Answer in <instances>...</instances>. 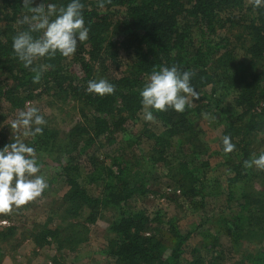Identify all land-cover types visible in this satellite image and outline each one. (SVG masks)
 Instances as JSON below:
<instances>
[{
  "label": "trees",
  "instance_id": "trees-1",
  "mask_svg": "<svg viewBox=\"0 0 264 264\" xmlns=\"http://www.w3.org/2000/svg\"><path fill=\"white\" fill-rule=\"evenodd\" d=\"M41 2L59 7L69 0H33V6ZM81 2L88 39L70 58L57 53L35 61L34 67H49L34 83L12 48L31 13L23 0H0V147L19 136L34 147L40 165L56 167L55 173L40 167L48 185L43 194L62 183L57 205L20 234L14 223L0 226V243L27 236L54 248L56 263L60 253L87 245L91 227L104 220L98 253L107 264H264V170L244 166L264 152V8L253 9L248 0H104L103 8L98 0ZM173 65L193 73L199 99L182 113L169 108L144 120L141 88L152 71ZM98 79L112 83L114 92H87V82ZM59 99L74 113L64 131L45 112ZM33 101L30 107L46 121L42 134L12 133L11 121ZM214 112L223 125L218 152L224 161L214 170L212 191L200 121ZM226 135L235 145L227 154ZM161 182L191 213L223 198L214 212H204L207 233L182 231L175 214L136 205ZM40 198L0 220L25 222Z\"/></svg>",
  "mask_w": 264,
  "mask_h": 264
},
{
  "label": "clouds",
  "instance_id": "clouds-1",
  "mask_svg": "<svg viewBox=\"0 0 264 264\" xmlns=\"http://www.w3.org/2000/svg\"><path fill=\"white\" fill-rule=\"evenodd\" d=\"M248 3L253 9L264 8V0H248ZM23 5L31 13L21 21L28 24V30L12 38V48L23 67L30 68L34 73L32 79L37 83L49 65L34 67L35 61L54 57L57 53L70 58L78 42L88 39L89 28L85 26L82 11L85 5L81 0H69L59 7L56 3L45 5L44 2L33 6V0H23ZM98 6L103 8L104 0H98ZM33 33L39 35L34 36ZM192 76L191 71H180L175 65L161 66L152 71L139 93L144 120L153 121L154 111H166L169 108L182 113L186 105L199 99L198 91L190 83ZM114 90L115 86L105 79L87 82L86 91L99 96L112 94ZM45 123L39 108L26 107L11 121L10 129L12 133L18 132L23 137H35L42 134L41 126ZM222 144L225 154L235 148L227 135L223 137ZM244 166L264 170V152L245 160ZM40 167L34 147L24 143L19 136L14 142L0 147V215L41 197L48 185L44 177L38 175Z\"/></svg>",
  "mask_w": 264,
  "mask_h": 264
},
{
  "label": "rangeland",
  "instance_id": "rangeland-1",
  "mask_svg": "<svg viewBox=\"0 0 264 264\" xmlns=\"http://www.w3.org/2000/svg\"><path fill=\"white\" fill-rule=\"evenodd\" d=\"M189 99L191 101V98ZM37 100H39V98H37ZM36 103L37 101L30 102V104H27L26 107H30ZM60 105V99L57 101L54 100L52 102V106L45 107V112L46 115L50 114L57 117L55 121L56 126L60 129V131H64L67 125V118H71L74 113L70 109L71 105H64L63 108H61ZM5 121H9V119L7 118ZM148 125L156 129L158 127L156 123L152 122ZM200 127L203 132V139L206 142L204 147H206V151L208 150L210 156L209 165L212 168V171H209L206 176V180L209 181H206V187L207 189L215 191V188L211 187L214 186V184H212L213 176H215L214 170L220 167L221 163L224 161L222 154L218 152L223 125L222 122L218 120L217 114L214 112L207 116L204 115L200 121ZM41 166L47 173H55L56 171V167L52 164H45ZM255 184L256 186H259L258 183ZM151 187L152 190H155L154 193H151L145 198L138 199L136 201L137 206H141L147 212H151L152 214L158 210H161V212L163 211L165 215L175 214L179 217V225L182 231H188L195 227L202 233H207L210 230L209 223L204 221V214H206L204 212H214L211 210L216 209L217 205L221 203L223 198L220 197V199H218V197H216L209 199L203 211L191 213L186 211L183 206L171 200V196L173 195L172 193L174 192L172 188L162 185V182L161 184L156 183ZM61 191L62 183L60 181L55 182L53 184V188H51L48 192H45L37 201L36 206H29L30 209H28L27 213L31 212L25 218V222H22V220L18 218H12V220L5 218L4 220H6L8 224H2V220H0V226H7L14 223L18 227V232L20 234V231L23 230V228L25 229L29 227L30 221L35 218H41L46 207L52 204H58L57 199L60 197V194L62 193ZM106 225L107 223L104 220L95 223L90 229L88 244L83 245L84 248L82 247L80 250L60 253L57 258L58 262L56 263H53L52 260V255H54V252L56 253L54 248L46 245L38 247L37 245H34L27 236L22 238L18 235L19 238L14 239L13 237L12 239L14 240L9 239L0 243V264H107L103 259H100L101 255L98 253V251L103 248L102 245H105L104 236ZM196 236L199 238L201 237V235H198L197 233L196 235H193L194 238Z\"/></svg>",
  "mask_w": 264,
  "mask_h": 264
},
{
  "label": "built area",
  "instance_id": "built-area-1",
  "mask_svg": "<svg viewBox=\"0 0 264 264\" xmlns=\"http://www.w3.org/2000/svg\"><path fill=\"white\" fill-rule=\"evenodd\" d=\"M1 222H2V224H6V223H7V221H6V220H2Z\"/></svg>",
  "mask_w": 264,
  "mask_h": 264
}]
</instances>
